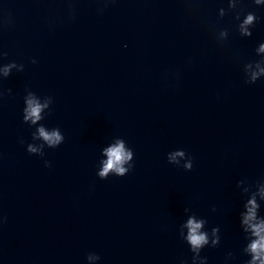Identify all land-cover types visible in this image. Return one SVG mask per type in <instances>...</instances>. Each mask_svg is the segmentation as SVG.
Instances as JSON below:
<instances>
[{"label":"water","instance_id":"water-1","mask_svg":"<svg viewBox=\"0 0 264 264\" xmlns=\"http://www.w3.org/2000/svg\"><path fill=\"white\" fill-rule=\"evenodd\" d=\"M220 5L0 0L3 60L25 64L0 81L12 89L0 98V264H87L89 250L97 264H177L190 256L177 232L186 205L221 225L220 245L202 252L209 264L238 254L236 181L264 176V79L247 84L242 74L264 19L241 37L230 14L218 18ZM220 26L230 29L222 46ZM25 86L54 97L45 122L65 135L45 157L19 143L31 139ZM117 135L133 147L134 167L101 179L99 149ZM175 147L192 155V169L167 161Z\"/></svg>","mask_w":264,"mask_h":264},{"label":"clouds","instance_id":"clouds-1","mask_svg":"<svg viewBox=\"0 0 264 264\" xmlns=\"http://www.w3.org/2000/svg\"><path fill=\"white\" fill-rule=\"evenodd\" d=\"M104 6L108 0H103ZM226 3V6H225ZM264 8V0H221L217 16L223 18L230 14L232 27L241 37H250L256 24L264 17L258 13ZM103 8H98L102 11ZM70 15H74V9L70 8ZM230 36L229 27L220 26L213 31V39L216 45L222 46ZM255 57L247 59L242 65L243 80L247 84H254L264 79V39L256 42L254 47ZM8 52L0 48V81L9 77L13 72H21L25 68L23 62L15 59L4 61ZM33 64L37 63L36 57H31ZM178 75L177 73H174ZM11 88H0V98L6 93H11ZM54 97L51 94L40 93L29 86H25L20 108L21 121L30 129L31 139L27 142L24 137L19 138L20 144H25V150L29 154L45 157L46 148H56L65 139L60 125H49L46 117L52 111ZM99 157L95 164V174L101 179L110 175L123 176L133 169L135 152L133 147L123 136H113L99 149ZM166 159L183 169L190 170L193 167V157L183 147H175L167 151ZM45 166H50L51 161L44 159ZM236 188L240 194V205L237 212L238 228L241 234L239 252L229 249L224 253L223 264H264V176L249 181L248 177L237 179ZM217 206L212 205V211ZM184 217L177 225L178 237L185 242L190 256L177 257V264H209V257L202 254L205 248H215L220 245L222 239L221 225L209 226L208 217L199 214L190 206H184ZM6 219L0 216V223ZM87 264H97L100 254L94 250L86 253Z\"/></svg>","mask_w":264,"mask_h":264}]
</instances>
